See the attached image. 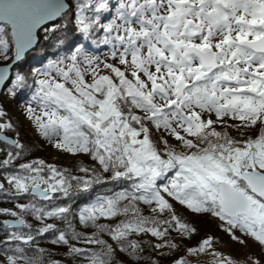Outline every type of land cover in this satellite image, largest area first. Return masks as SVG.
Segmentation results:
<instances>
[{"label": "snow or ice", "instance_id": "6c2138e0", "mask_svg": "<svg viewBox=\"0 0 264 264\" xmlns=\"http://www.w3.org/2000/svg\"><path fill=\"white\" fill-rule=\"evenodd\" d=\"M25 90L37 134L91 165L26 158L0 103V193L28 201L0 208V264H61L39 246L48 234L81 264L143 259L145 236L163 255L196 232L177 205L264 248V0H0V94ZM100 185L110 194L74 212ZM202 254L234 264L211 237L174 264Z\"/></svg>", "mask_w": 264, "mask_h": 264}, {"label": "trees", "instance_id": "16d2710c", "mask_svg": "<svg viewBox=\"0 0 264 264\" xmlns=\"http://www.w3.org/2000/svg\"><path fill=\"white\" fill-rule=\"evenodd\" d=\"M48 46L45 45L43 50H37L30 57L27 58L26 62L22 65V68L25 72L29 71L34 67L42 66V62L44 60V56L46 52H48ZM94 51H98L95 50ZM31 96L30 90H25L23 93L19 94L17 97L12 98L9 97L6 93L2 94L0 97V103L3 104L5 110L9 113V116L12 119V122L16 125V130L20 134V139L23 143L27 145V150L25 153L26 158L34 159V158H43L47 162L54 163L58 167H67L69 168L73 174L80 175L78 172L79 167L90 166L91 161L85 156L73 157V158H65L64 154L59 150H55L53 152L45 151V146L43 144H37L35 142V138L31 135V132H28V129L22 124L19 123L15 117H13V113L19 108L26 104ZM12 135L11 133L9 134ZM112 186H96L90 193H82L75 196L70 203L72 204L73 211L76 212L79 208L84 207L86 204L91 203L92 200L97 195L102 194H110V188ZM17 202L27 203V200L17 201L16 199L6 197L3 193H0V208H13V206ZM58 203H64V201H59ZM177 212L182 217L185 222L190 223L192 227L196 229V232L191 235V237L182 239L179 235L173 233L171 236L180 237L181 247L186 248L189 246H197L198 242H200L204 238L208 237H216L217 235L227 236L232 239V236L222 230L221 222L215 218L206 216V215H197L192 214L189 211L183 209L182 206L177 205ZM27 222L32 224L34 228L39 227L40 225L30 216L25 217ZM11 217H0V222L3 220H11ZM53 222V221H48ZM57 227L64 228V224L60 221H55ZM73 224L77 226V231H87L89 234L91 233V229H84L82 226L78 225V222L75 218H73ZM223 227H227V225H223ZM236 236L241 240H246L245 244L239 243L238 240H232L234 244L242 246L241 248H245L248 255H243L242 252L233 251V255L237 257L246 256L250 260H257L260 264H264V248L254 243L251 238L245 237L240 232L235 233ZM0 236H3V232H0ZM54 237L51 234H48L46 237L39 238L40 243L39 246L47 249L52 253V259H56L61 261V264H81L79 260H72L70 256H68L66 247L64 246H54L51 244V239ZM107 239V237H104ZM150 237H143L145 251L142 253L143 259L137 260L135 257L129 256L127 253H120L119 251L116 253L114 260L115 264H150L151 261H158L159 264H174L172 257L168 255H162L160 251H154L153 248L149 245ZM111 242V241H109ZM236 246V245H235ZM35 247V246H33ZM237 248V247H236ZM240 248V249H241ZM252 264V263H251Z\"/></svg>", "mask_w": 264, "mask_h": 264}, {"label": "rangeland", "instance_id": "374dc122", "mask_svg": "<svg viewBox=\"0 0 264 264\" xmlns=\"http://www.w3.org/2000/svg\"><path fill=\"white\" fill-rule=\"evenodd\" d=\"M2 95V94H1ZM1 97V96H0ZM24 105L19 106V108L16 110V112L13 113V117H15V119L19 122L22 123L27 129L28 132H31V135L35 138V142L37 144H43L45 146V151H55L56 149L54 147H52L47 141H45L42 137H40L37 132L35 131L34 127L31 125V123L25 118V114H24ZM65 158H73L72 156H69L67 154H64ZM213 239L214 242V250L219 252L220 254H222L223 256L229 257L233 260L234 264H251L252 260L248 259L246 256L243 257H237L234 256L232 253L233 251H237L242 252L243 255H248V252H246L245 248H241L242 246L234 244V242L231 238H228L227 236H216L211 237ZM169 239H172L174 243H177L179 245V247L175 250H164V255H168L172 257L173 263L176 259L181 258L183 255L186 254V248L181 247L180 244V237L174 236V237H169ZM236 245V246H235ZM237 247V248H236ZM241 248V249H240ZM199 259L202 262H205V264H207V262L211 261V257L210 256H204L203 254L199 257Z\"/></svg>", "mask_w": 264, "mask_h": 264}, {"label": "water", "instance_id": "95a60500", "mask_svg": "<svg viewBox=\"0 0 264 264\" xmlns=\"http://www.w3.org/2000/svg\"><path fill=\"white\" fill-rule=\"evenodd\" d=\"M0 96H1V94H0Z\"/></svg>", "mask_w": 264, "mask_h": 264}]
</instances>
